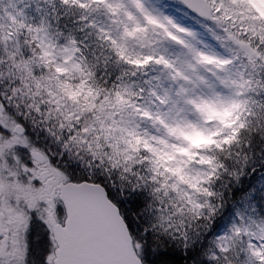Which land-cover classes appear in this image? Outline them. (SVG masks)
Listing matches in <instances>:
<instances>
[{
	"label": "snow or ice",
	"instance_id": "obj_1",
	"mask_svg": "<svg viewBox=\"0 0 264 264\" xmlns=\"http://www.w3.org/2000/svg\"><path fill=\"white\" fill-rule=\"evenodd\" d=\"M175 4L0 0V264H264V0Z\"/></svg>",
	"mask_w": 264,
	"mask_h": 264
},
{
	"label": "rangeland",
	"instance_id": "obj_2",
	"mask_svg": "<svg viewBox=\"0 0 264 264\" xmlns=\"http://www.w3.org/2000/svg\"><path fill=\"white\" fill-rule=\"evenodd\" d=\"M164 2L169 5V7L166 9L168 13L176 15L178 18L182 20V22L190 26H195L194 21H192L190 18L183 17L181 15L180 10L177 8V6L174 3H172L170 0H164Z\"/></svg>",
	"mask_w": 264,
	"mask_h": 264
},
{
	"label": "trees",
	"instance_id": "obj_3",
	"mask_svg": "<svg viewBox=\"0 0 264 264\" xmlns=\"http://www.w3.org/2000/svg\"><path fill=\"white\" fill-rule=\"evenodd\" d=\"M259 175H260V173L257 172V173H253L252 176L244 177L243 178L244 183L240 186V188H233L232 191L234 193H238L241 189H243L246 185H248L250 182L253 181V177H257L258 178ZM260 183L261 182L257 179L256 186L259 187ZM181 264H182V262H181Z\"/></svg>",
	"mask_w": 264,
	"mask_h": 264
}]
</instances>
